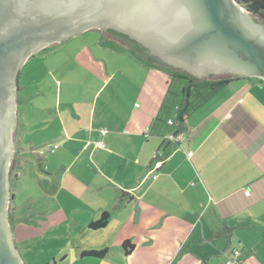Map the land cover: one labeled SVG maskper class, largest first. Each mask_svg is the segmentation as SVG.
<instances>
[{"label":"crops","instance_id":"obj_1","mask_svg":"<svg viewBox=\"0 0 264 264\" xmlns=\"http://www.w3.org/2000/svg\"><path fill=\"white\" fill-rule=\"evenodd\" d=\"M110 49L112 75L84 107L70 99L51 117L53 123L61 117L66 145L54 154L52 170H62L63 186L70 177L68 191L79 182L76 188L98 202L88 226L112 210L109 223L96 229L105 239L90 249L107 248L97 264H226L235 249L241 251L238 264H264V82L231 81L189 115L182 137L166 145L163 126L154 121L169 75ZM111 84L113 105L97 106ZM21 122L25 130L24 117ZM55 145L52 153L61 146ZM126 241L134 246L129 253Z\"/></svg>","mask_w":264,"mask_h":264},{"label":"water","instance_id":"obj_2","mask_svg":"<svg viewBox=\"0 0 264 264\" xmlns=\"http://www.w3.org/2000/svg\"><path fill=\"white\" fill-rule=\"evenodd\" d=\"M90 30L126 34L199 79L264 81V24L238 0H0V264H26L9 219L21 70L45 48Z\"/></svg>","mask_w":264,"mask_h":264},{"label":"rangeland","instance_id":"obj_3","mask_svg":"<svg viewBox=\"0 0 264 264\" xmlns=\"http://www.w3.org/2000/svg\"><path fill=\"white\" fill-rule=\"evenodd\" d=\"M254 18L264 24V16L258 14ZM102 33L104 37L100 38L97 31L90 30L51 45L21 70L14 134L16 151L10 165L11 191L15 197L9 206V219L17 250L26 264L98 263V257L81 255L85 250L100 247L105 239L100 237L101 231L87 224L90 209L97 210L98 202H90V193L76 188L79 182L68 191L70 177L64 176L67 183L63 186L62 170H52L50 162L54 154H61L66 147L60 142L61 117L54 123L51 120L55 109L61 113L70 99L72 105L84 107L86 99L92 98L100 83L112 75L113 52L97 45V41L99 38L119 40L106 31ZM98 57L107 59V63ZM224 77L227 76L211 78ZM112 86H107L96 101L97 106L113 105L108 95ZM23 117L27 122L25 130L20 128ZM22 137L25 142L21 148ZM55 143L61 146L52 153ZM107 234L111 236V232Z\"/></svg>","mask_w":264,"mask_h":264},{"label":"trees","instance_id":"obj_4","mask_svg":"<svg viewBox=\"0 0 264 264\" xmlns=\"http://www.w3.org/2000/svg\"><path fill=\"white\" fill-rule=\"evenodd\" d=\"M238 1H240L242 5L252 13L253 16L258 14L264 16V0ZM107 31L115 35L117 38L120 37L123 40L129 42V45H124L125 43L123 44L122 41H115L113 39H100V44L112 48L118 52H129L133 54L138 60L151 67L163 70L169 75L170 81L168 90L162 103L160 112L154 121V124L163 126L160 135L165 140L166 145H168L170 142V135L176 137L184 133L187 125V118L194 110L204 104L225 85L240 78L236 75H230L220 79L196 78L187 72L169 66L157 57L151 56L139 42L130 36L115 30ZM259 80L264 82L261 79ZM19 89L21 90L20 86ZM170 120H172V123H170ZM16 177H19L18 174ZM13 197H15L14 193ZM110 218L111 212L104 211L98 220L90 223V227L93 229L105 227L109 223ZM133 247L134 246L130 241H126L124 243V248L126 249L127 253L131 252ZM106 252L107 248L102 250H85L81 255L102 258Z\"/></svg>","mask_w":264,"mask_h":264},{"label":"built area","instance_id":"obj_5","mask_svg":"<svg viewBox=\"0 0 264 264\" xmlns=\"http://www.w3.org/2000/svg\"><path fill=\"white\" fill-rule=\"evenodd\" d=\"M136 106H140V104L139 103H137L136 104ZM170 123H172V120H170ZM107 129L106 128H101L100 129V132H101V134L104 136V135H106V133H107ZM151 131V128L148 126L147 128H146V132H150ZM180 137H182L181 135H178V136H176V137H174L173 135H170V139H172V140H174V139H178V138H180ZM97 145L100 147V148H102V149H105L106 148V144L103 142V141H98L97 142ZM55 148H57L58 147V145H55L54 146ZM240 254H241V251L239 250V249H235L234 251H233V253H232V255H229L228 256V259L226 260V264H238V257L240 256Z\"/></svg>","mask_w":264,"mask_h":264},{"label":"flooded vegetation","instance_id":"obj_6","mask_svg":"<svg viewBox=\"0 0 264 264\" xmlns=\"http://www.w3.org/2000/svg\"><path fill=\"white\" fill-rule=\"evenodd\" d=\"M118 39L120 40V41H122L123 43H125L127 46L129 45V42H127V41H125V40H123L122 38H120V37H118ZM142 45V44H141ZM143 46V45H142ZM144 47V46H143ZM146 50H147V52L151 55V53H150V50L149 49H147L146 47H144ZM34 56V55H33ZM152 56V55H151ZM158 58V57H157ZM19 91H20V89H18V93H19ZM17 98H18V95H17ZM15 131H16V129H15ZM15 131H14V134H15ZM10 182H11V187H12V179H10ZM13 191H11V194H12V196H13ZM14 199V197H12V200Z\"/></svg>","mask_w":264,"mask_h":264}]
</instances>
